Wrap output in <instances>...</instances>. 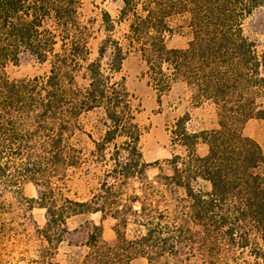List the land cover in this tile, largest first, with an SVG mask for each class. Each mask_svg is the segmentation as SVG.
<instances>
[{
    "label": "trees",
    "instance_id": "1",
    "mask_svg": "<svg viewBox=\"0 0 264 264\" xmlns=\"http://www.w3.org/2000/svg\"><path fill=\"white\" fill-rule=\"evenodd\" d=\"M80 8L81 0H0V264H8L5 256L11 264H54L67 219L98 211L117 220L111 249L120 254L113 264L138 256L148 264H183L193 255L208 264H264V151L243 133L248 120L264 119V42L244 28L264 0H122L117 18L105 12L103 20L110 32L124 21L127 30L122 40L103 38L96 57ZM177 15L187 17L193 33L183 48L166 43ZM131 49L141 54L160 94L183 81L195 104L210 100L218 110L217 128L189 131L186 113L172 131L186 149L170 160L171 173L160 176L170 196L184 193L174 216L168 204L156 216L140 198L118 202L126 182L147 177L150 165L143 161L132 95L114 78ZM24 55L49 62V71L10 79L7 64ZM95 109L104 112L95 141L99 155L118 145L112 169L95 195L58 197V180L81 163L73 142L81 116ZM200 142L208 145L204 155L197 152ZM27 182L37 185V198L23 195ZM35 205L46 209L43 227L33 217ZM130 223L139 228L132 238L126 235ZM94 227L100 235L101 227ZM247 251L251 259L241 263L238 255Z\"/></svg>",
    "mask_w": 264,
    "mask_h": 264
},
{
    "label": "rangeland",
    "instance_id": "2",
    "mask_svg": "<svg viewBox=\"0 0 264 264\" xmlns=\"http://www.w3.org/2000/svg\"><path fill=\"white\" fill-rule=\"evenodd\" d=\"M121 4L122 0H81L80 20L88 30L91 57L97 56L101 41L109 34L122 40L127 30V22L116 23L114 30L110 32L103 20L105 12H108L111 18L116 19ZM169 22L172 29L166 37L168 47H186L193 37L187 17L177 15L170 18ZM244 28L247 34L264 42V8L256 10L246 18ZM104 61L106 62L107 58ZM49 68V62H39L29 55H24L17 63L7 64L6 73L10 79H23L44 75ZM114 78L124 82L132 95V104L136 109V121L141 128L140 149L143 161L150 164L146 171L147 177H135L126 182L118 202L129 205L132 203L130 199L140 198L148 208L155 209L156 216H159L168 204L172 211L171 216H174L175 209L182 210L184 193L179 190L170 196L161 184L160 176L171 173L170 160L175 155L184 156L186 149L180 142L172 139V131L178 118L186 113L189 114L186 125L189 131L200 132L217 128L219 125L217 107L210 100L195 104L192 90L183 81L174 82L168 91L160 94L149 79L141 54L134 49L129 50L121 70L114 75ZM260 101L264 105V96ZM80 128L74 134L73 142L81 150V163L76 167H70L65 176L58 180L55 194L61 198L82 200L95 195L99 191L101 182L112 169L113 161L110 156L118 148V145L111 143L107 145L103 156L98 153L95 141L101 138L104 130L102 109L83 114ZM243 133L255 139L264 151V119L251 118L245 123ZM207 151V144L200 142L197 145L198 154L204 155ZM198 185L204 189L209 187L204 180H199ZM22 193L27 198H37L38 187L33 182H27L22 186ZM134 208L139 209L140 202H135ZM32 214L36 224L43 227L47 220L46 209L35 205ZM116 222L117 220L112 215L103 214L100 211L80 213L69 217L67 219L68 232L58 245L53 263L113 264L118 258L117 252L120 254V251L116 252L111 249L116 242ZM95 225L101 227L100 235ZM91 234L95 236L94 245L90 244ZM137 234H139V228L130 223L126 229L127 237L132 238ZM10 248L5 252H10ZM19 251L16 249L14 253L11 252L13 258L16 259L20 255ZM238 257L241 263L247 258L251 259L248 251L244 255L239 254ZM4 258L8 260V264H11L9 262L11 257L5 256ZM241 258H243L242 261ZM130 264H148V259L138 256ZM183 264L208 263L201 256L193 255L185 259Z\"/></svg>",
    "mask_w": 264,
    "mask_h": 264
}]
</instances>
